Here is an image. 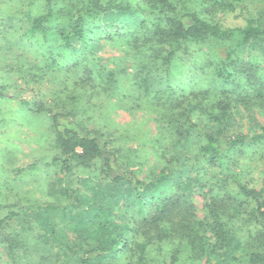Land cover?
I'll return each instance as SVG.
<instances>
[{
  "label": "clouds",
  "instance_id": "9594fccd",
  "mask_svg": "<svg viewBox=\"0 0 264 264\" xmlns=\"http://www.w3.org/2000/svg\"><path fill=\"white\" fill-rule=\"evenodd\" d=\"M0 264H264V0H0Z\"/></svg>",
  "mask_w": 264,
  "mask_h": 264
}]
</instances>
